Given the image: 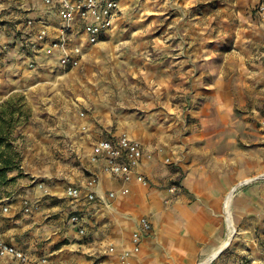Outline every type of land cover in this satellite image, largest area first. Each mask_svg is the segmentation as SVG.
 Segmentation results:
<instances>
[{"label":"crops","instance_id":"crops-1","mask_svg":"<svg viewBox=\"0 0 264 264\" xmlns=\"http://www.w3.org/2000/svg\"><path fill=\"white\" fill-rule=\"evenodd\" d=\"M261 5L121 0L112 28L94 45L74 23L81 61L63 70L28 47L38 21L57 36L54 7L0 0V101L39 86L64 101L65 86L72 87V110L48 133L54 138L33 137L20 171L8 173L0 238L23 251L26 264H264ZM122 134L143 152L128 181L104 173V157L91 162L98 141ZM235 186L234 238L217 255L229 235L225 200ZM68 187L80 198L67 197ZM25 202L35 209L26 213ZM70 213L81 216L83 235L67 221ZM141 219L150 231L122 260Z\"/></svg>","mask_w":264,"mask_h":264},{"label":"built area","instance_id":"built-area-1","mask_svg":"<svg viewBox=\"0 0 264 264\" xmlns=\"http://www.w3.org/2000/svg\"><path fill=\"white\" fill-rule=\"evenodd\" d=\"M21 1L25 2L28 0ZM120 1L42 0V3L46 7H54L61 24L57 31V36L50 38L46 25L42 21H38L37 23L40 27L33 35V40L28 44L30 51L35 55L34 57L41 55L51 59L63 70L77 68L81 61L82 44L74 38V23H80L81 32L85 35L86 42L94 45L101 40L104 33L110 31L112 28L114 20L121 11ZM259 10L261 14H264V5H261ZM33 22V20H28L27 25L30 26ZM34 61V59L30 61V68L35 67ZM142 155L140 143L131 139L126 134H122L115 140L105 139L98 141L92 148L91 162L95 163L101 157H104L106 163L102 168L103 172L122 177L125 181H128L131 177L132 169L138 165ZM136 180L143 185L146 184L144 177L141 175H136ZM94 183V179L89 182L90 185ZM239 186H235L232 192L234 193ZM66 196L77 200L80 198V190L76 187H68L66 189ZM110 196L113 197L114 193H111ZM86 197L88 200L94 199L92 193L87 194ZM24 205L26 213L35 209V207L31 208L27 202ZM2 211L7 213L8 208L4 207ZM70 223L78 227L79 234H84V230L80 227L82 223L80 215L72 214ZM140 228L139 232H135L131 236V250L121 253L122 260L127 258L129 254L137 253L140 250L142 234L143 232H149L151 226L146 219H141ZM109 251L113 252L114 250L110 248ZM26 262L27 257L23 251L0 238V264H26Z\"/></svg>","mask_w":264,"mask_h":264},{"label":"rangeland","instance_id":"rangeland-1","mask_svg":"<svg viewBox=\"0 0 264 264\" xmlns=\"http://www.w3.org/2000/svg\"><path fill=\"white\" fill-rule=\"evenodd\" d=\"M39 87L29 91L20 90L14 92L11 94V96H8L0 101V105H2L9 98H12L14 102L20 100L19 105L22 107L21 113L15 115V117H18V122L14 129H12L10 135L12 151L16 154V161L18 162L16 169L18 171H20L22 154L24 153L26 146L30 145L32 142V138H41L45 136L54 138L53 133H48L52 131V127L55 126L58 121L62 120L63 114L65 112H71L72 110V106L70 109L68 108L69 102L72 98V87L70 85L65 86L66 97L64 101H62V97L54 96V94H52L50 91V86H47L43 89ZM46 131L47 133H45ZM167 162H169V160H167ZM55 168L56 167H53L54 170ZM5 185H7V183L0 185V202L3 200V198L12 193V191ZM40 185L41 184H39L38 188L44 190L43 184L41 186ZM72 214L73 213H70V215H68L67 221H70Z\"/></svg>","mask_w":264,"mask_h":264},{"label":"trees","instance_id":"trees-1","mask_svg":"<svg viewBox=\"0 0 264 264\" xmlns=\"http://www.w3.org/2000/svg\"><path fill=\"white\" fill-rule=\"evenodd\" d=\"M20 100L9 98L0 105V185L8 181V173L17 169L16 154L12 151L10 135L18 122L16 114L21 113Z\"/></svg>","mask_w":264,"mask_h":264},{"label":"bare ground","instance_id":"bare-ground-1","mask_svg":"<svg viewBox=\"0 0 264 264\" xmlns=\"http://www.w3.org/2000/svg\"><path fill=\"white\" fill-rule=\"evenodd\" d=\"M252 180V179H251ZM250 181V180H248ZM247 181V182H248ZM232 195V192H230L225 200V216H226V219H227V224H228V227H229V235L227 237V239L225 240V243L222 245V249L217 253V255L219 253H221L225 248L229 247L232 239H233V234H234V226H233V223H232V218H231V210H230V204H231V196ZM215 255V257L217 256ZM214 257V258H215ZM213 258V259H214ZM204 264H207V263H204Z\"/></svg>","mask_w":264,"mask_h":264},{"label":"water","instance_id":"water-1","mask_svg":"<svg viewBox=\"0 0 264 264\" xmlns=\"http://www.w3.org/2000/svg\"><path fill=\"white\" fill-rule=\"evenodd\" d=\"M233 191V189L230 191V192H232ZM219 255V254H218Z\"/></svg>","mask_w":264,"mask_h":264}]
</instances>
